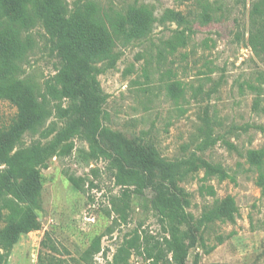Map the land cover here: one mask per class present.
Segmentation results:
<instances>
[{
    "label": "rangeland",
    "instance_id": "rangeland-1",
    "mask_svg": "<svg viewBox=\"0 0 264 264\" xmlns=\"http://www.w3.org/2000/svg\"><path fill=\"white\" fill-rule=\"evenodd\" d=\"M39 1H28L20 12L26 16L21 38L28 50L13 80L29 82L50 115L40 132L22 134L15 150L48 144L59 130L80 123L41 170L33 209L41 228L21 233L4 264H40L41 253L54 264H178L169 250L170 233L152 207L153 189L124 198L126 188L116 178L122 152L104 137L100 145L108 153L91 156L88 122L79 100L62 94L63 59L44 28ZM257 2L219 0L202 16L203 6L195 1L63 0L69 13L97 6L118 12L127 28L133 10L144 8L148 35L126 40L122 33L116 38L118 58L96 63L102 120L137 144L153 147L163 161H183L172 171L158 170L154 181H165L181 196L189 216L181 226L186 243L188 226L199 227L185 264L196 258L198 264H264V49L249 43ZM170 10L187 14L189 23L169 18ZM178 30L192 40L171 51L168 38ZM17 113L13 102L0 98L1 128H8ZM226 202L230 217L202 221ZM8 204L7 198L0 200L5 235L14 221ZM47 233L54 247L43 249ZM131 238L135 246L116 262Z\"/></svg>",
    "mask_w": 264,
    "mask_h": 264
},
{
    "label": "trees",
    "instance_id": "trees-1",
    "mask_svg": "<svg viewBox=\"0 0 264 264\" xmlns=\"http://www.w3.org/2000/svg\"><path fill=\"white\" fill-rule=\"evenodd\" d=\"M28 1L30 0H0V98L10 100L18 108L17 116L8 128L0 127V200L7 198L8 207L14 213L9 234L5 235L0 229V264H4V258L21 233L41 228L33 213L36 206L34 197L41 188V170L48 167V160L54 156L57 148L77 133L80 123L76 120L67 128L59 130L48 144H34L28 149L15 150L21 135L28 130L40 132L50 115L45 103L34 97L33 86L29 82L13 80L21 71L28 50V45L21 38L26 16L20 13L25 12L23 10L26 9ZM184 1L200 3L203 6L202 16L206 8L219 3V0ZM143 10V7L133 10L132 26L127 28L123 16L119 17L118 12H101L98 6L92 11L79 7L69 13L63 0H40L38 4L44 28L56 40L63 59L58 75L62 83V94L79 100L80 112L88 122L87 129L93 139L91 156L99 158L108 153L100 145L101 136L121 150L122 155L117 157L116 162V178L117 183L126 188L124 198L129 199L133 193L144 194L147 188L153 189L152 207L170 233L167 240L169 250L178 264H185L190 247L196 244L199 227L188 226L190 243H186L181 226L188 223L189 216L181 196L165 181H154L158 170L172 171L176 166H181L183 161H163L153 147L137 144L105 127L102 120L104 97L97 80L96 63L114 62L118 58L116 38L122 33H127L126 40L143 39L148 35L150 22L143 18ZM171 17L180 25H186L190 21L181 10H170L169 18ZM160 20L165 22L166 15ZM251 25L249 43L255 49L258 46L264 49V0H258L254 5ZM191 40L190 34L178 30L169 36L168 43L171 51H175L179 46L189 44ZM53 131L48 135L53 134ZM218 215L230 217L231 204L226 202L209 212L202 221L211 220ZM135 241V238H131L121 246L119 253L115 255L116 262L120 254L135 246ZM50 243L47 233L42 242L43 249L54 247ZM2 248L6 249V253L1 251ZM39 261L40 264H54L46 262L43 253ZM56 264H61V261ZM194 264H198V258Z\"/></svg>",
    "mask_w": 264,
    "mask_h": 264
}]
</instances>
